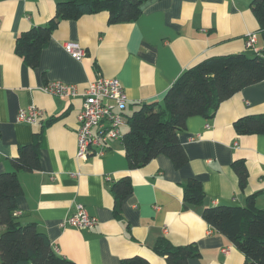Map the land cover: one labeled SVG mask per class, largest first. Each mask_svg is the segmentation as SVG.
<instances>
[{"label":"crops","instance_id":"crops-1","mask_svg":"<svg viewBox=\"0 0 264 264\" xmlns=\"http://www.w3.org/2000/svg\"><path fill=\"white\" fill-rule=\"evenodd\" d=\"M250 3L146 0L134 22L109 24L106 11L61 20L32 67L15 52L16 38L46 25L55 14L56 0H0V173L13 170L11 159L19 145L42 133L40 167L17 171L22 188L16 197L19 221L36 223L54 250L75 264H120L134 255L149 264H166L152 249L159 237L174 245L196 244L199 254L189 264H244L245 255L201 212L207 206H242L250 195L264 210V134L241 135L233 127L239 117L264 113V80L221 101L210 118H187L178 133L187 162L179 168L163 154L130 168L121 139L110 141L101 156L77 159L76 115L82 96H53L43 87L57 80L83 91L98 74L116 77L127 97L123 135L138 103H162L167 89L190 65L209 56L252 55L263 49ZM247 32L256 35L255 49L245 44ZM66 41L77 42L85 55L73 58L63 48ZM30 105L42 109L40 123L16 121L19 110ZM234 160L245 164L243 188L231 166ZM123 176L130 178L132 188L117 219L111 186ZM191 178L200 181L205 198L184 209L183 187ZM77 204L96 216L94 227L64 223ZM226 247L227 253L222 251Z\"/></svg>","mask_w":264,"mask_h":264},{"label":"trees","instance_id":"trees-1","mask_svg":"<svg viewBox=\"0 0 264 264\" xmlns=\"http://www.w3.org/2000/svg\"><path fill=\"white\" fill-rule=\"evenodd\" d=\"M146 0H56L54 16L44 26H33L20 33L15 52L30 66L39 61L41 49L61 20L78 19L101 11L108 13V23L134 22L141 15ZM251 12L257 21L264 44V0H251ZM264 80V47L252 55L229 53L202 58L183 70L165 92L160 102H141L128 115V131L122 135L128 166L138 168L157 155L170 158L175 168L187 162L178 133L184 130L187 118L194 115L212 117L221 101L245 86ZM236 133L264 134V113L250 114L233 122ZM42 133H34L31 143L18 146L11 159L12 171L0 173V264H75L58 254L46 234L36 223H22L15 214L16 197L22 188L17 171H33L40 167L39 151ZM241 188L246 184L247 171L242 160L231 164ZM131 180L123 176L116 180L111 191L114 196L113 214L121 218V202L131 192ZM205 194L199 180L191 178L183 187L184 209L203 202ZM202 218L223 234L245 255L244 264H264V210L257 207L254 196L244 205H215L204 207ZM164 257L166 264H189L199 254L194 243L174 245L159 237L152 247ZM120 264H149L134 255L121 259Z\"/></svg>","mask_w":264,"mask_h":264},{"label":"built area","instance_id":"built-area-1","mask_svg":"<svg viewBox=\"0 0 264 264\" xmlns=\"http://www.w3.org/2000/svg\"><path fill=\"white\" fill-rule=\"evenodd\" d=\"M256 35L247 32L245 44L255 49ZM63 48L73 58L79 60L85 55V50L74 41H66ZM44 91L53 96L74 97L81 95L82 101L77 112L76 128V158L84 160L90 154L101 156L105 153L110 141L122 139L121 126L125 120L127 97L116 77H106L98 74L87 87L80 91L75 84L61 81H50L44 85ZM43 111L35 105L21 109L16 115V121L40 123ZM17 215L18 212L15 211ZM64 223L77 229H89L97 224V218L91 215L82 204H77L75 211L68 215ZM227 253L228 248H223Z\"/></svg>","mask_w":264,"mask_h":264}]
</instances>
